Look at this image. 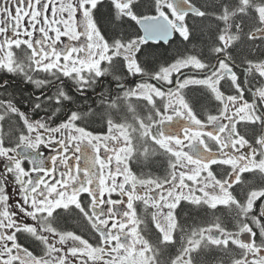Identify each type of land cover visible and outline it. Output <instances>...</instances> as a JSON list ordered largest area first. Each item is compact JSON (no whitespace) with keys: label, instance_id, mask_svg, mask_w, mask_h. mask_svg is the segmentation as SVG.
I'll list each match as a JSON object with an SVG mask.
<instances>
[{"label":"snow or ice","instance_id":"obj_1","mask_svg":"<svg viewBox=\"0 0 264 264\" xmlns=\"http://www.w3.org/2000/svg\"><path fill=\"white\" fill-rule=\"evenodd\" d=\"M0 161V264H264V0H0Z\"/></svg>","mask_w":264,"mask_h":264},{"label":"flooded vegetation","instance_id":"obj_2","mask_svg":"<svg viewBox=\"0 0 264 264\" xmlns=\"http://www.w3.org/2000/svg\"><path fill=\"white\" fill-rule=\"evenodd\" d=\"M173 40H176V41L178 42V40H177L176 38H173L170 42H172ZM159 44H161L162 46H166V45H168V44H164L162 41H161ZM91 127H92L93 129H95V130H100L103 126H102V124H101L100 122H96V123L93 124ZM41 151H42L44 154H48L50 150L42 147ZM2 166H3V161H0V167H2ZM17 199H19V197L13 196V197H12V202L14 203L15 200H17ZM196 217H197V216H195V213H192L191 218L188 220V222H189L190 224L193 223V222L198 223L199 220H200V218H199V217L196 218Z\"/></svg>","mask_w":264,"mask_h":264},{"label":"trees","instance_id":"obj_3","mask_svg":"<svg viewBox=\"0 0 264 264\" xmlns=\"http://www.w3.org/2000/svg\"><path fill=\"white\" fill-rule=\"evenodd\" d=\"M178 42L176 40H173L166 46H162L161 44H158L153 47V51L157 52L161 56L163 55H170L176 48ZM197 218V217H196Z\"/></svg>","mask_w":264,"mask_h":264}]
</instances>
